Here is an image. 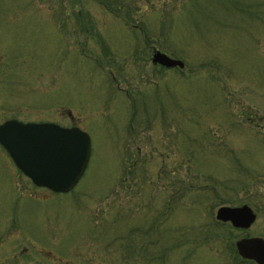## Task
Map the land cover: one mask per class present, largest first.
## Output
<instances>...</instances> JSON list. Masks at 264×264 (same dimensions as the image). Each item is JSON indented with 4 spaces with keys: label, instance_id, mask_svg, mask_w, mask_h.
<instances>
[{
    "label": "rangeland",
    "instance_id": "1",
    "mask_svg": "<svg viewBox=\"0 0 264 264\" xmlns=\"http://www.w3.org/2000/svg\"><path fill=\"white\" fill-rule=\"evenodd\" d=\"M8 119L92 154L63 194L0 145V264H257L233 252L264 239V0H0ZM244 205L249 229L217 220Z\"/></svg>",
    "mask_w": 264,
    "mask_h": 264
},
{
    "label": "water",
    "instance_id": "2",
    "mask_svg": "<svg viewBox=\"0 0 264 264\" xmlns=\"http://www.w3.org/2000/svg\"><path fill=\"white\" fill-rule=\"evenodd\" d=\"M151 59L154 65L168 69L186 66L184 61L170 58L160 50H156ZM0 145L34 186L63 194L78 185L92 154L91 137L80 127L18 119L0 123ZM216 217L220 222L245 230L257 220L256 213L248 205L219 207ZM235 248L242 259L264 264L263 238H242L236 242Z\"/></svg>",
    "mask_w": 264,
    "mask_h": 264
},
{
    "label": "trees",
    "instance_id": "3",
    "mask_svg": "<svg viewBox=\"0 0 264 264\" xmlns=\"http://www.w3.org/2000/svg\"><path fill=\"white\" fill-rule=\"evenodd\" d=\"M222 226H224V225H222ZM233 254H234V255H236V254H238V253H234V252H233ZM239 257H240V256H239V255H237V258H239Z\"/></svg>",
    "mask_w": 264,
    "mask_h": 264
}]
</instances>
